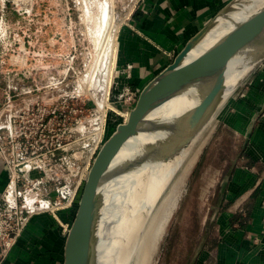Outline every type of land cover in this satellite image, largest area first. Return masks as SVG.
I'll return each mask as SVG.
<instances>
[{"label":"rangeland","instance_id":"rangeland-1","mask_svg":"<svg viewBox=\"0 0 264 264\" xmlns=\"http://www.w3.org/2000/svg\"><path fill=\"white\" fill-rule=\"evenodd\" d=\"M132 1L0 0V108L8 90H33L34 78L41 80L37 84L40 88L45 86L44 79L52 76H67L72 81L71 90L78 83L85 87L99 84L103 103L105 99L109 103L110 97L114 102L107 117V140L128 117L118 101L124 85L136 93L142 90L130 83L132 66L121 61L119 50L121 32L130 21L120 23ZM245 3L234 0L229 6L242 7ZM174 55L167 54L169 64ZM105 65L109 66L107 72L100 76L99 70ZM113 67L118 78L113 84L110 81V87L107 77ZM260 77L264 79L263 68L228 99L231 102L221 119L214 120L198 139L196 159L183 180L184 187H180L182 197L149 264H195L202 250L212 246L202 242V236L206 241L212 234H202L200 228L208 204L203 194L219 177L231 175L237 167H247L245 151L264 118V82L256 84ZM76 206L74 201L71 208L58 210L56 216L69 214Z\"/></svg>","mask_w":264,"mask_h":264},{"label":"crops","instance_id":"crops-1","mask_svg":"<svg viewBox=\"0 0 264 264\" xmlns=\"http://www.w3.org/2000/svg\"><path fill=\"white\" fill-rule=\"evenodd\" d=\"M232 1L141 0L119 39L121 61L132 66L130 83L143 89L169 65L167 54L175 57ZM252 140L247 167L219 177L203 194L208 204L200 228L212 234L206 241L201 235L202 242L212 246L196 255L195 264H264V118ZM7 180L0 166V194ZM75 212L33 217L3 264H63V227Z\"/></svg>","mask_w":264,"mask_h":264},{"label":"built area","instance_id":"built-area-1","mask_svg":"<svg viewBox=\"0 0 264 264\" xmlns=\"http://www.w3.org/2000/svg\"><path fill=\"white\" fill-rule=\"evenodd\" d=\"M140 2L132 1L120 24L130 21ZM108 67L99 70L100 76ZM113 72L114 67L107 77L110 87V81L118 78L116 71L111 77ZM32 81L33 90H8L0 108V165L8 171L0 194V264L33 217L55 218L58 210L71 208L74 201L78 204L91 164L106 141L107 117L114 103L111 97L103 103L99 84L78 83L71 90L67 76H52L44 79L42 91L37 86L41 80ZM139 93L124 85L118 101L126 115ZM69 227H63L66 235Z\"/></svg>","mask_w":264,"mask_h":264},{"label":"bare ground","instance_id":"bare-ground-1","mask_svg":"<svg viewBox=\"0 0 264 264\" xmlns=\"http://www.w3.org/2000/svg\"><path fill=\"white\" fill-rule=\"evenodd\" d=\"M246 1L242 7L229 6L188 52L183 64L201 55L229 33H235L264 7V0ZM247 68V61H243L242 56L233 57L227 63L223 69L224 91L216 113L201 124L187 142L182 143L185 137L179 136L147 155L145 148L166 139L164 135L139 134L123 145L111 163L107 180L99 189L101 207L96 230V264L150 263L169 219L177 209L184 187L183 180L199 150H194L196 143L204 130L225 113L231 102H228V98ZM208 83V80H204L191 86L179 96L163 103L148 119L164 124L180 117L199 101L200 89ZM136 157H142L139 164L126 172H119Z\"/></svg>","mask_w":264,"mask_h":264},{"label":"water","instance_id":"water-1","mask_svg":"<svg viewBox=\"0 0 264 264\" xmlns=\"http://www.w3.org/2000/svg\"><path fill=\"white\" fill-rule=\"evenodd\" d=\"M227 6L192 37L173 61L140 91L126 122L119 125L99 149L91 164L66 235L63 264H96V230L101 207L99 189L109 176L115 156L129 139L139 134L165 136L166 139L146 147L145 155L179 136L185 137L182 143L187 142L192 133L216 113L224 91L223 69L233 57L242 56L243 61H247L248 68L241 81L235 85L230 97L259 69H264V7L244 25L236 28L235 33H229L201 55L183 64L188 52L215 20L229 8V5ZM204 80H208L209 83L200 89L202 90L200 99L192 109L164 124H157L148 119L149 115L163 103ZM141 158L132 159L119 172L123 173L135 167Z\"/></svg>","mask_w":264,"mask_h":264}]
</instances>
